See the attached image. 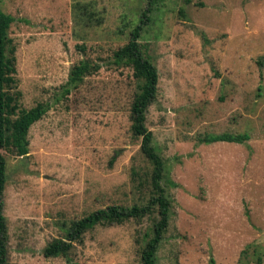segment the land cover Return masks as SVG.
Masks as SVG:
<instances>
[{
  "label": "rangeland",
  "instance_id": "1",
  "mask_svg": "<svg viewBox=\"0 0 264 264\" xmlns=\"http://www.w3.org/2000/svg\"><path fill=\"white\" fill-rule=\"evenodd\" d=\"M0 7L13 17L10 119L48 105L27 130L26 154L0 148L7 264H140V236L155 214L95 226L67 259L41 251L71 220L149 196L150 165L129 132L140 82L111 59L146 8L138 41L157 84L145 126L169 201L155 264H264V0H0ZM80 59L99 68L65 93ZM220 133L247 139L200 142Z\"/></svg>",
  "mask_w": 264,
  "mask_h": 264
},
{
  "label": "trees",
  "instance_id": "2",
  "mask_svg": "<svg viewBox=\"0 0 264 264\" xmlns=\"http://www.w3.org/2000/svg\"><path fill=\"white\" fill-rule=\"evenodd\" d=\"M150 3V0H147ZM143 10L137 24L128 32L127 41L112 52V64L129 67L132 76L138 80V91L134 94L129 107V132L134 138L139 139V152L150 165L148 175L149 196L144 203L119 205L110 204L95 209L77 219L71 220L63 226L62 236L53 238L42 248L44 257L68 258L74 243L82 241L83 234L97 225L121 224L127 220H141L145 216L155 214L151 224L142 232L140 239L142 244L139 248L140 264H155V251L167 226L169 201L160 185L162 173V160L151 145V132L145 126V111L155 97L157 72L154 65L142 51L139 43V34L143 19H147ZM143 18V19H142ZM13 17L4 13L0 7V148L11 146L17 155L27 152V130L31 124L39 120L46 110L47 104L36 103L34 106L20 110L14 102L15 96L7 92V88L13 83L14 47L8 37V28ZM260 65L261 63L258 62ZM99 65L87 59H80L73 64L67 73L64 92L75 87L85 76L96 72ZM247 139L243 134H209L205 135L200 142H233L241 143ZM4 159L0 154V264L6 262V227L2 215L1 195L4 187ZM259 261L258 259H256Z\"/></svg>",
  "mask_w": 264,
  "mask_h": 264
}]
</instances>
